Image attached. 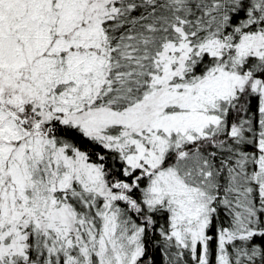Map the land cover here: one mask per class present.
Listing matches in <instances>:
<instances>
[{"label":"snow or ice","instance_id":"obj_1","mask_svg":"<svg viewBox=\"0 0 264 264\" xmlns=\"http://www.w3.org/2000/svg\"><path fill=\"white\" fill-rule=\"evenodd\" d=\"M0 264H264V0H0Z\"/></svg>","mask_w":264,"mask_h":264}]
</instances>
